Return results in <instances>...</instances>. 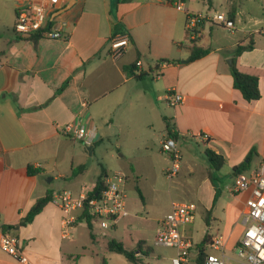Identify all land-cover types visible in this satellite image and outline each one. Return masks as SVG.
<instances>
[{
  "label": "crops",
  "instance_id": "1",
  "mask_svg": "<svg viewBox=\"0 0 264 264\" xmlns=\"http://www.w3.org/2000/svg\"><path fill=\"white\" fill-rule=\"evenodd\" d=\"M252 1L225 0V12L216 11L234 20V31L206 23L191 39L187 12L210 13L214 0H185L183 9L171 0H61L58 15L50 18L65 24L66 37L35 43L13 33L16 11L27 0H0V236L9 231L19 237L34 264H77L80 256L73 254L72 244L85 222L78 221L64 238V213L53 204V195L93 191L103 172L109 176L100 161L112 148L121 156L163 153L170 126L178 145L202 143L225 158L223 167L212 171L190 154L183 168L184 190L210 212L207 227L217 225L214 235L206 234L211 239L223 234L226 248L233 249L243 236L242 231L235 238L249 197L248 192L232 194L235 167L247 162L243 172H250L264 164V0H255L248 19L244 11L248 5L251 10ZM123 32L131 45L113 60L109 42ZM250 44L236 66L259 79L261 97L251 103L235 89L230 72L233 50ZM192 47L207 53L188 62ZM138 61L142 66L137 69ZM171 90L184 97L176 107L166 101ZM69 123L95 130L94 143L85 146L63 134ZM170 165L169 156L162 172ZM29 168L36 174L30 175ZM131 170L137 171L135 166ZM47 196L51 201L25 223L31 206ZM194 223L185 228L190 237ZM198 255L197 249L196 264ZM0 264L20 263L0 248Z\"/></svg>",
  "mask_w": 264,
  "mask_h": 264
},
{
  "label": "built area",
  "instance_id": "2",
  "mask_svg": "<svg viewBox=\"0 0 264 264\" xmlns=\"http://www.w3.org/2000/svg\"><path fill=\"white\" fill-rule=\"evenodd\" d=\"M171 1L177 9L184 8L185 0ZM60 7L61 0H27L16 11L13 33L21 39L33 36L64 39L66 37L65 24L50 18L51 14L58 11ZM186 18V30L191 39H196L201 35L202 26L206 23L220 25L230 32L236 28L234 20L226 13L187 12ZM130 45L131 38L127 32L114 35L109 42L110 57L118 60L127 52ZM141 66L142 63L138 61L136 68ZM183 100L184 97L175 90H171L166 95V101L170 107H176ZM61 131L63 134L72 135L85 146L94 143L95 130L88 131L77 123L66 124ZM161 151L170 156L171 165L165 170V174L167 178L173 179L177 176L181 163L177 140L173 137H166L161 143ZM126 179L127 176L124 173L110 174L106 179V188L93 199H88L87 194L75 196L70 191L54 194L53 204L64 213L63 237L71 236V231L78 221L85 222V220H80L79 216L86 205L93 216V224H99L102 229H109L119 219L128 217L130 213L126 206L124 189ZM247 192L249 197L241 216L245 230L242 238L232 249L237 252L236 256L231 257L227 254L226 243L222 236H215L209 245L215 253L205 252L203 264H264V164L258 165L250 172H238L236 175L232 194L239 195ZM77 211L80 212L79 216L76 215ZM196 212L197 205L193 202H173L171 210L157 222L153 243L155 246L175 250V255L171 260L172 264L189 263L190 252L197 249L185 231V228L194 222ZM0 248L20 264H34L23 250L20 238L9 231L1 234Z\"/></svg>",
  "mask_w": 264,
  "mask_h": 264
},
{
  "label": "rangeland",
  "instance_id": "3",
  "mask_svg": "<svg viewBox=\"0 0 264 264\" xmlns=\"http://www.w3.org/2000/svg\"><path fill=\"white\" fill-rule=\"evenodd\" d=\"M214 1L213 9L208 12H225V8H222L225 0ZM200 3H203V0ZM250 4L253 6L251 10L248 5L244 11L248 19V13L254 12L252 10H255L257 1L253 0ZM206 149V146L202 143L181 141L179 150L183 160L180 163L179 175L173 179L167 178L166 174L161 170L166 165V159L169 158L167 153L157 152L149 155L140 151L130 152L126 156H121L114 148L108 152L105 151L103 153L104 160H101L100 164L109 170V175L120 172L129 177L126 179L127 184L124 189L126 206L130 216L119 220L116 229H102L96 223L93 224V228L90 231L86 223L80 224L77 228V233L74 235L72 244L73 254L80 256L77 264H103L104 260L107 261V264H134L127 261L123 255L108 251L107 243L112 239L124 242L125 248L130 251H136L139 245L138 243L141 242L142 251H146L148 255H144L143 252L138 253L136 255V258L139 259L138 264H172L171 260L175 255V250L155 246L153 240L156 220L167 215L171 210L173 202H194L198 206L191 234L194 245L201 244L206 233L214 235L217 225H214L212 229L207 227L204 206L200 204V200L195 195L190 193V191L186 193L184 190V181L186 180L183 178L186 176L183 171L184 163L189 155L192 154L197 156L199 163L205 166L208 165L205 155ZM132 166H135L137 170L135 173L131 170ZM194 182L198 186L200 184V178L196 177ZM227 184L231 185V182L228 181ZM137 189H140L143 195V201ZM222 191L226 196L229 194L226 188H223ZM220 227V233H223V228L222 226ZM237 227L235 238L240 236L242 231L244 232L245 230L242 221L237 223ZM90 232L95 234L96 240H92ZM219 235L223 236V234ZM138 239L141 240L136 243ZM230 247L232 248L233 245H230ZM206 251L208 253H215L209 246L206 247ZM216 254L219 255L218 252ZM227 254L235 257L237 252L227 248ZM196 258L197 249L195 248L190 252L189 263L187 264H196Z\"/></svg>",
  "mask_w": 264,
  "mask_h": 264
},
{
  "label": "trees",
  "instance_id": "4",
  "mask_svg": "<svg viewBox=\"0 0 264 264\" xmlns=\"http://www.w3.org/2000/svg\"><path fill=\"white\" fill-rule=\"evenodd\" d=\"M232 16H233V14H232ZM38 38H39V36H33L32 38H22V39L32 40L36 43ZM251 48H252V44H250L248 46H241V45L237 46L232 52L233 64L230 68V72H231L233 80H234L235 89L238 90L242 94L243 98L249 103L255 102V101L259 100L261 97L260 89H259V79L257 76L246 74V73L239 71L237 66H236V58L243 51L249 50ZM206 53H207V50H203V49L198 48V47H192V52H191V55L188 59V62H193V61L199 59L200 57H202L203 55H205ZM65 85L62 87L61 91L65 88ZM168 137H173L175 140H177V134L175 132H173V129L170 126H168ZM201 137H205V136L201 135ZM254 152H255V150H253L251 152V154L248 156V159H251V155ZM205 154L207 157V161H208V165H209L210 170L218 171L225 164V158L222 155L216 154L215 152H213L210 149H207ZM246 168H247V162L235 167V170L237 172H243L246 170ZM80 169H84V167H82ZM28 173L30 175H35L36 171L33 170L32 168H29ZM107 177H108L107 174L105 172H103L102 175L100 176V178L98 179V182L96 184L95 189L93 191H90L87 193L88 199L96 198L97 196H99L102 193V191L106 188ZM137 192L143 201V196H142L140 189H137ZM50 201H51V196H47L45 198L37 200L29 209V212H28L26 218L24 219V222L30 223L35 218V216L38 215ZM79 219L85 220L89 230L90 231L92 230V228H93V216L90 214V209L87 205L85 206L84 210L82 211V214L79 216ZM205 223L207 226H210V223H211L210 212H208L205 216ZM90 236L93 240L94 234L92 232H90ZM140 243L141 242L138 243L139 245H138V248L136 251H130V250L125 248V246L122 242H119L117 240L112 239V240L108 241L107 248H108L109 252L121 254L127 259V261L134 263V264H138L139 259L136 258V255L138 253L143 252L144 255H148L146 251H142ZM210 243H211V236L209 234H206L203 238L202 243L197 245V249L199 251L198 264H203L204 253H205L206 247L209 246ZM103 264H107V261L104 260Z\"/></svg>",
  "mask_w": 264,
  "mask_h": 264
},
{
  "label": "water",
  "instance_id": "5",
  "mask_svg": "<svg viewBox=\"0 0 264 264\" xmlns=\"http://www.w3.org/2000/svg\"><path fill=\"white\" fill-rule=\"evenodd\" d=\"M57 15H58V13L56 12L54 16H57ZM90 149H91V147H88V150H90Z\"/></svg>",
  "mask_w": 264,
  "mask_h": 264
}]
</instances>
